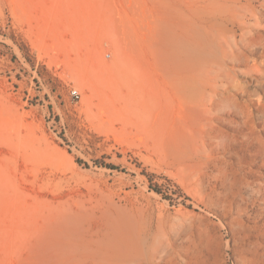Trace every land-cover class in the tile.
I'll list each match as a JSON object with an SVG mask.
<instances>
[{"label": "rangeland", "instance_id": "1", "mask_svg": "<svg viewBox=\"0 0 264 264\" xmlns=\"http://www.w3.org/2000/svg\"><path fill=\"white\" fill-rule=\"evenodd\" d=\"M0 264H264V0H0Z\"/></svg>", "mask_w": 264, "mask_h": 264}, {"label": "trees", "instance_id": "2", "mask_svg": "<svg viewBox=\"0 0 264 264\" xmlns=\"http://www.w3.org/2000/svg\"><path fill=\"white\" fill-rule=\"evenodd\" d=\"M148 176L150 177V180H152V179H151V175H150L149 173H148ZM151 184H152V186H154L153 188H154L156 191H158V192H162L161 189H160L159 187H157V185H156L155 183L152 182Z\"/></svg>", "mask_w": 264, "mask_h": 264}, {"label": "built area", "instance_id": "3", "mask_svg": "<svg viewBox=\"0 0 264 264\" xmlns=\"http://www.w3.org/2000/svg\"><path fill=\"white\" fill-rule=\"evenodd\" d=\"M74 94H75L76 96H80V92L78 91V89H75V90H74Z\"/></svg>", "mask_w": 264, "mask_h": 264}]
</instances>
